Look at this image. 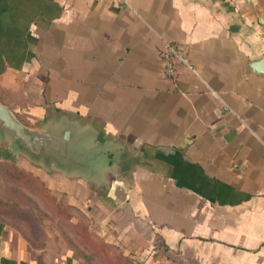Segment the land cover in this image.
<instances>
[{"label":"crops","instance_id":"0c3cea01","mask_svg":"<svg viewBox=\"0 0 264 264\" xmlns=\"http://www.w3.org/2000/svg\"><path fill=\"white\" fill-rule=\"evenodd\" d=\"M261 12L257 0H0L2 103L29 128L67 119L117 151L99 185L24 170L130 264H264V76L248 71L264 57ZM164 43L184 61L173 78ZM62 246L0 221V264H82Z\"/></svg>","mask_w":264,"mask_h":264},{"label":"rangeland","instance_id":"374dc122","mask_svg":"<svg viewBox=\"0 0 264 264\" xmlns=\"http://www.w3.org/2000/svg\"><path fill=\"white\" fill-rule=\"evenodd\" d=\"M257 1L264 21V0ZM21 91L23 93L24 90ZM14 101L29 110L34 108V104L26 101L20 92L16 93ZM17 113L24 123L30 126L38 124L36 120ZM49 113L48 110L47 114ZM91 117L89 119L94 120ZM94 121L97 126L103 125L101 121ZM7 148L8 144L0 143V221H7L12 230L33 247L47 246L50 240L61 243L66 247L62 246L63 250L73 249L82 264H130L120 260L112 247L105 245L91 233L81 215H74L64 192L56 187L50 190L36 175H42L38 169L34 168L35 172L24 170L26 160L9 155ZM2 201L10 206H2Z\"/></svg>","mask_w":264,"mask_h":264},{"label":"water","instance_id":"95a60500","mask_svg":"<svg viewBox=\"0 0 264 264\" xmlns=\"http://www.w3.org/2000/svg\"><path fill=\"white\" fill-rule=\"evenodd\" d=\"M248 71L264 76V57L248 65ZM0 143L8 144V154L20 156L48 173L102 184L105 173L117 164L116 149L102 140L91 127H81L64 119L41 129L24 125L0 100ZM110 156L114 158L111 159Z\"/></svg>","mask_w":264,"mask_h":264},{"label":"built area","instance_id":"2783aa9c","mask_svg":"<svg viewBox=\"0 0 264 264\" xmlns=\"http://www.w3.org/2000/svg\"><path fill=\"white\" fill-rule=\"evenodd\" d=\"M161 59L164 62L165 74L169 78L175 77L176 62L184 63L182 57L178 54L176 49L169 43L163 44V51L161 52Z\"/></svg>","mask_w":264,"mask_h":264},{"label":"trees","instance_id":"16d2710c","mask_svg":"<svg viewBox=\"0 0 264 264\" xmlns=\"http://www.w3.org/2000/svg\"><path fill=\"white\" fill-rule=\"evenodd\" d=\"M25 174H26V171H23ZM28 173V172H27ZM29 177H31L30 175H29V173L27 174ZM36 181L38 182V180L36 179ZM1 204H2V206H10V204L9 203H7V202H5V201H2L1 202ZM120 260H124V261H126L124 258H121L120 257Z\"/></svg>","mask_w":264,"mask_h":264}]
</instances>
